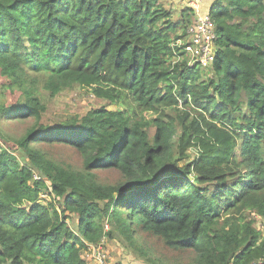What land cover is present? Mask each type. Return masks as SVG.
Returning a JSON list of instances; mask_svg holds the SVG:
<instances>
[{
  "label": "trees",
  "instance_id": "16d2710c",
  "mask_svg": "<svg viewBox=\"0 0 264 264\" xmlns=\"http://www.w3.org/2000/svg\"><path fill=\"white\" fill-rule=\"evenodd\" d=\"M208 13L218 49L205 78L173 53L191 8L172 22L160 0H0V77L20 92L0 119L35 121L17 141L31 167L0 143V264H87L86 244L139 233L192 251L195 264H264L260 233L230 218L250 210L264 221V0H215ZM30 76L51 96L85 87L118 108L44 126ZM180 103L198 114L179 119L178 136L164 109ZM40 142L72 146L82 171L30 148ZM108 170L123 181L97 183ZM45 190L57 209L40 204Z\"/></svg>",
  "mask_w": 264,
  "mask_h": 264
},
{
  "label": "rangeland",
  "instance_id": "374dc122",
  "mask_svg": "<svg viewBox=\"0 0 264 264\" xmlns=\"http://www.w3.org/2000/svg\"><path fill=\"white\" fill-rule=\"evenodd\" d=\"M163 7L172 13L171 21L176 22L180 19V11L184 8H191L194 10V20L188 26V28L194 24L197 13L199 15L208 14V10L214 6L215 0H200V6L196 13L193 3L195 0H160ZM175 2H178L176 4ZM183 7V8H182ZM182 8V9H181ZM188 28L177 35L183 36L185 41H189L190 36H188ZM218 49V46L214 47V52ZM179 53V52H178ZM173 60H171L172 62ZM186 62L188 67L197 66L204 72L203 76L206 78L210 74L207 72L212 65L206 68H201L198 64L192 63L188 56L181 54L179 60L176 62L178 64ZM32 86H35L38 90V96L45 105V111L41 114V119L39 124L44 126L59 125L71 118L77 117L78 119L84 117L88 112L105 108L107 110H116L118 107L116 105L109 104L104 100L95 98L92 93V89L85 87L73 86L60 91L58 94L51 96L49 92L45 91L42 87L41 77L34 78L33 76L28 77ZM6 80L0 77V104L8 106L11 104H16L19 101L20 92L16 90H10L5 87ZM195 111V112H194ZM164 113L166 114L165 120L174 121L176 128L178 130V136L181 133V129L177 122L179 119H183L188 116L189 121L197 116L196 110H191L188 108H183L181 103L174 108H165ZM138 115L137 119H139ZM142 118L147 121L154 119L155 115L153 113H143ZM188 121V122H189ZM35 124L33 119L25 120H15V119H0V143L4 145V148L12 152L19 163L22 165H27L31 167V163L28 161L25 154L18 147L17 141L21 140L25 134L30 131V129ZM149 138L152 139L155 129L151 126L146 129ZM31 149L37 150L44 154L46 158L63 165L66 168L73 170L74 172H81L83 169L82 157L80 154L70 145L64 143H36L30 146ZM174 158L179 159L177 149L173 148ZM190 158L195 155V150L190 149L188 151ZM180 165L184 164L183 161H179ZM96 182L99 184L119 185L123 179L119 172L115 170L108 171H98L95 172ZM61 201L55 195L49 196L48 190L40 197V204L48 205L51 207H56ZM67 224L70 230L75 233L77 228V219L74 215H68ZM258 216L256 213L250 210L243 211L241 213L231 214L230 218H234L239 224H247L251 222L255 230L260 233L261 240L264 241V221L260 217V220L256 219ZM105 225L103 226V231L105 230ZM108 228V226H107ZM104 250L107 264H195V254L192 251H182L174 252L163 244V242L156 238L155 236L148 233H139L132 239H124L118 234H115L113 239H108L103 236V239L99 242ZM98 244V243H97ZM86 244L87 249L83 250L82 257L86 260L87 264H94L92 256L90 253L91 246Z\"/></svg>",
  "mask_w": 264,
  "mask_h": 264
},
{
  "label": "built area",
  "instance_id": "2783aa9c",
  "mask_svg": "<svg viewBox=\"0 0 264 264\" xmlns=\"http://www.w3.org/2000/svg\"><path fill=\"white\" fill-rule=\"evenodd\" d=\"M193 6L197 13L200 0H195ZM187 34L190 36L189 41L178 39L172 44L175 58L179 60L182 54L188 56L192 63L198 64L201 68L213 65L215 52L217 51L214 52L217 34L216 25L210 16L208 14L199 15L197 13V18L194 24L188 28ZM33 180L36 182L41 181V177L34 175ZM256 219L260 220V217L256 216ZM107 229V226H105V230ZM90 253L94 264H107L105 253L100 243L91 246Z\"/></svg>",
  "mask_w": 264,
  "mask_h": 264
},
{
  "label": "crops",
  "instance_id": "0c3cea01",
  "mask_svg": "<svg viewBox=\"0 0 264 264\" xmlns=\"http://www.w3.org/2000/svg\"><path fill=\"white\" fill-rule=\"evenodd\" d=\"M175 3L178 4V2H175ZM182 8H183V7H182ZM182 8H181V9H182Z\"/></svg>",
  "mask_w": 264,
  "mask_h": 264
}]
</instances>
